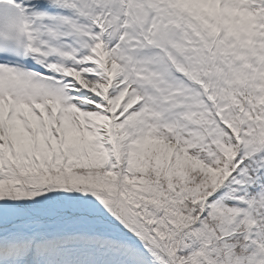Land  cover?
<instances>
[{"label":"snow or ice","instance_id":"snow-or-ice-1","mask_svg":"<svg viewBox=\"0 0 264 264\" xmlns=\"http://www.w3.org/2000/svg\"><path fill=\"white\" fill-rule=\"evenodd\" d=\"M0 264H264V0H0Z\"/></svg>","mask_w":264,"mask_h":264}]
</instances>
